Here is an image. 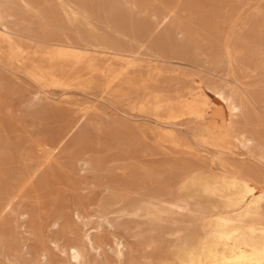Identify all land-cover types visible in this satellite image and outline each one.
Masks as SVG:
<instances>
[{
    "label": "rangeland",
    "instance_id": "374dc122",
    "mask_svg": "<svg viewBox=\"0 0 264 264\" xmlns=\"http://www.w3.org/2000/svg\"><path fill=\"white\" fill-rule=\"evenodd\" d=\"M215 217L264 229V0H0V264H199Z\"/></svg>",
    "mask_w": 264,
    "mask_h": 264
},
{
    "label": "bare ground",
    "instance_id": "6f19581e",
    "mask_svg": "<svg viewBox=\"0 0 264 264\" xmlns=\"http://www.w3.org/2000/svg\"><path fill=\"white\" fill-rule=\"evenodd\" d=\"M217 98L227 104L232 112L238 110V106L228 101L222 92L217 93ZM241 145L242 148H245V145L242 143ZM214 188L213 185H206L202 187V190L209 192ZM214 221L215 224L209 226V234L220 242V246H203L202 256L198 259L199 264H218L220 259H225L228 264H238L236 261L244 258L245 252L235 244L236 241L237 243L238 241H249L258 244L259 254L264 255V229L258 235H255L252 232L246 233L241 226L233 224L230 220L215 217ZM70 257L76 261L78 260L79 252L75 247H71Z\"/></svg>",
    "mask_w": 264,
    "mask_h": 264
}]
</instances>
